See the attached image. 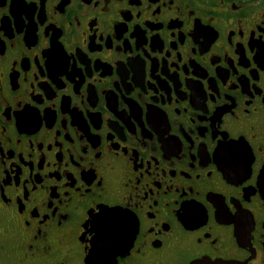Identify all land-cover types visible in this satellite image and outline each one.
I'll return each instance as SVG.
<instances>
[{
  "label": "flooded vegetation",
  "instance_id": "1",
  "mask_svg": "<svg viewBox=\"0 0 264 264\" xmlns=\"http://www.w3.org/2000/svg\"><path fill=\"white\" fill-rule=\"evenodd\" d=\"M199 259L264 264V0H0V264Z\"/></svg>",
  "mask_w": 264,
  "mask_h": 264
},
{
  "label": "water",
  "instance_id": "2",
  "mask_svg": "<svg viewBox=\"0 0 264 264\" xmlns=\"http://www.w3.org/2000/svg\"><path fill=\"white\" fill-rule=\"evenodd\" d=\"M102 214L103 217L112 218L117 216V211H115L114 209H110L109 211L108 210L104 211ZM191 264H242V263L223 261V260L199 259L193 261Z\"/></svg>",
  "mask_w": 264,
  "mask_h": 264
}]
</instances>
